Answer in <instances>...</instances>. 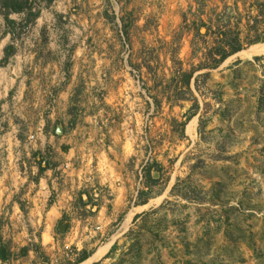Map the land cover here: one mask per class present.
<instances>
[{"label": "rangeland", "instance_id": "374dc122", "mask_svg": "<svg viewBox=\"0 0 264 264\" xmlns=\"http://www.w3.org/2000/svg\"><path fill=\"white\" fill-rule=\"evenodd\" d=\"M17 1L13 36L0 6V61L14 48L0 64V176L22 178L0 211V264H76L106 246L92 264H264V54L238 56L264 43V0ZM224 34L241 51L210 69ZM192 69L186 86L179 73ZM39 128L52 146L44 170L29 140ZM69 137L99 186L88 208L59 177ZM34 170L50 189L42 204ZM67 194L78 198L60 237ZM46 219L53 241L40 237Z\"/></svg>", "mask_w": 264, "mask_h": 264}, {"label": "crops", "instance_id": "0c3cea01", "mask_svg": "<svg viewBox=\"0 0 264 264\" xmlns=\"http://www.w3.org/2000/svg\"><path fill=\"white\" fill-rule=\"evenodd\" d=\"M40 127H42V126H40ZM79 132L82 133V131H80V130H79ZM80 133H79V135H80ZM35 134H36L37 140H36V142L34 143V146H33L34 154H36V159L38 161L40 160L39 156H41L40 157L41 158V160H40L41 161V167H44V164L47 161L46 160V156H47L48 149L52 148L51 143H50L51 140H48V138L44 134L43 128H39L37 133H35ZM5 139L7 141L6 142L7 144L5 143L4 145H6L8 147L7 149L10 148V144H12V148H13L16 145V143H18V141L16 140V136L14 134H12V136L9 138L10 140L8 138H4L3 140H5ZM67 139H68L67 141H69V143L66 142V145L72 144V147H71V149L67 148L68 151L66 150V153L64 154V158H65L64 162L70 160L71 158H73V156H77L82 151L81 150L82 148L76 142V140L78 138H76V140H75V138L73 139L71 137H69ZM15 140H16V143H15ZM63 140H64V138H63ZM47 173L50 174L51 171L46 170L45 176H47ZM32 174L36 175V180H40L39 181L40 182L39 183V187L37 189L38 191H36V193H35L36 195H35L34 200L32 201V204H35V203L36 204H42L44 202V200H46L49 197V194H50V189H49V186L47 184V178L45 177L44 180H42L41 177L39 176L41 174L37 170H34L32 172ZM71 176H73V174H70V177ZM17 178L22 180V178L20 177V171H15V170H13L11 173L10 172L4 173V174L2 173V175L0 176V183H3L2 192L6 195V197H4L3 200H0V211L4 208L5 204L9 201V198H8V196H10L9 193L14 195L16 193V191L19 189V187H20L19 185L20 184H18L19 183V179H17ZM23 180H26V178H23ZM70 181H72L74 183L76 182L75 179H71ZM42 184H43L44 187H41ZM75 191L78 194L79 198L82 199V204H84L85 207L88 208L89 205H87L86 202H83V199H87L90 196L93 197V193L90 190H87V191L80 190L78 188V185L75 188ZM66 192L68 193V190ZM61 195H63V193H61ZM67 196H68V194H67ZM74 196L75 195H72L71 197L75 198V199H73L74 201L75 200L77 201L78 197L76 198ZM73 200L70 201L69 196L67 197L66 200L63 199L62 196H61L60 200L55 203V204H64V205H62V207L59 208V210H58L59 216L56 217L55 219H53V224H52V227H53V225H55V224L60 225V223H62L63 221L66 222V230H65V232L64 233H59L58 232L60 237L65 235L68 230H71V229H69V224L67 223L69 221L67 216L64 217L66 219H64L63 221H60L59 218L61 217V214H62L61 211L62 210H65V212H64L65 214L66 213H70V210H72V212L70 214H74L76 208L74 209L72 204H77V203H75ZM87 201H88V199H87ZM93 202H94V204H99V202H97V200L95 198L93 199ZM12 203L14 204L13 207H12L13 211L14 212H16V210L19 211V207L16 205L17 203L16 202H12ZM74 207H75V205H74ZM97 207L93 206L94 209H97ZM99 209L101 210L102 207H100ZM0 215H1V213H0ZM98 215H99V212H98ZM74 220L75 219L71 218L70 222L74 221ZM76 221L81 224V219L80 218H78ZM44 223H45V228H44L43 233H41L40 237L42 239L44 233L46 232L47 235L50 237V239L53 241V232H52L53 229L51 228V230L47 231V227H48L47 219L45 220ZM90 223H92L91 225H93V226H95L97 224L95 221L90 222ZM81 225L85 226L84 223H82ZM78 235H79L80 238H82V236H84L80 229L78 230ZM34 238H37L35 236V234H34Z\"/></svg>", "mask_w": 264, "mask_h": 264}, {"label": "trees", "instance_id": "16d2710c", "mask_svg": "<svg viewBox=\"0 0 264 264\" xmlns=\"http://www.w3.org/2000/svg\"><path fill=\"white\" fill-rule=\"evenodd\" d=\"M52 0H49V2H51ZM0 6H2L5 9L4 12V22L6 27L9 29L10 28V32L9 34H11L12 36L14 35V27H15V21L9 19V14L11 12H18V11H23L25 9V6L20 5V3H18L17 0H0ZM28 20L30 22H34L35 19L38 17V13H32L30 6L28 8V14H27ZM225 34H224V39H221V43L219 44L218 47L213 48L211 51H209V57H210V61L213 62L212 65L208 64L206 65L208 68L210 69H214L217 66H219L225 59H227L228 57L238 53L241 51V47L240 45L234 43L236 41V39L231 40L230 42H226L225 41ZM227 40V38H226ZM258 42H262V40L257 39L255 41H253L254 43H258ZM14 53V48L13 46L9 45L4 49V57L3 59L0 61L1 65H4L5 63H7L8 59L13 55ZM208 56V54H207ZM207 59V57H206ZM206 66L200 65L199 67H197L198 69L201 68H205ZM196 71V69H192L191 72L189 73H185V72H180V76L182 77V81L183 84L186 86H189L190 84V80L193 77V73ZM40 163V162H39ZM43 170L45 169L42 168ZM40 169V171L42 170ZM39 171V173H40ZM142 204H145L142 203ZM25 251H27V249H25ZM9 252L7 251L6 247L3 244H0V262L4 263L9 259ZM88 258V256H86L85 254H83L81 257L78 258L76 264H79L83 261H85Z\"/></svg>", "mask_w": 264, "mask_h": 264}, {"label": "built area", "instance_id": "2783aa9c", "mask_svg": "<svg viewBox=\"0 0 264 264\" xmlns=\"http://www.w3.org/2000/svg\"><path fill=\"white\" fill-rule=\"evenodd\" d=\"M29 140L31 141V143H35L37 140L36 134L30 135ZM80 158H83V157L74 156V158H71L70 160L66 161L61 166L60 170H58L59 177L65 181L69 179H75V181L77 182L78 188L80 190H85V191L90 190L93 193V197L97 199L99 195L96 193V190H97V187L99 186L96 187L97 181H95V176L93 174V171L87 170L86 167H85L86 169H84V167H81L82 162H80L81 161ZM83 164H86V163H83ZM70 174H73V176L70 177ZM139 182L140 184L142 182L141 176L139 178ZM63 249H64V255L66 256H68V253L72 252L71 244H68L65 241L63 242ZM50 264H59V263L57 262V260H54V261H51Z\"/></svg>", "mask_w": 264, "mask_h": 264}, {"label": "bare ground", "instance_id": "6f19581e", "mask_svg": "<svg viewBox=\"0 0 264 264\" xmlns=\"http://www.w3.org/2000/svg\"><path fill=\"white\" fill-rule=\"evenodd\" d=\"M264 54V43H261V44H257V45H254V46H251L249 47L248 49H246L245 51H242L240 53H238V56L239 58L241 59H251L255 56H260V55H263ZM195 121V119H194ZM194 126V123L193 122H190L189 125L187 126V132L190 134V132H192V128ZM153 203V202H152ZM147 208V205L146 206H143L142 208L139 207V209H136L132 212L129 213V216L126 220V224L127 225L130 221V219L132 218V216L136 213V212H139V210H143V209H146ZM107 246L102 248V249H99L92 257H90L88 260L84 261L83 263L81 264H92L93 262L97 261L99 258H101L104 253L106 252L107 250Z\"/></svg>", "mask_w": 264, "mask_h": 264}, {"label": "water", "instance_id": "95a60500", "mask_svg": "<svg viewBox=\"0 0 264 264\" xmlns=\"http://www.w3.org/2000/svg\"><path fill=\"white\" fill-rule=\"evenodd\" d=\"M55 134L56 135H61L62 134V129L60 127H57L55 130ZM66 230V223L62 222L60 223V225L58 226V232L59 233H64Z\"/></svg>", "mask_w": 264, "mask_h": 264}]
</instances>
